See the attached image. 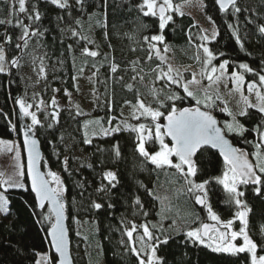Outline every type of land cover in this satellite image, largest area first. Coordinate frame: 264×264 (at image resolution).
<instances>
[{"label": "trees", "instance_id": "1", "mask_svg": "<svg viewBox=\"0 0 264 264\" xmlns=\"http://www.w3.org/2000/svg\"><path fill=\"white\" fill-rule=\"evenodd\" d=\"M182 1L186 0H172L173 3ZM139 2L140 0H108L105 7L103 0H86L85 10L80 11L76 5L60 9L51 0H26L29 11L32 12V6L35 5L41 14V19L31 24V30L38 29L43 35L32 36L28 40V47L24 48L23 41L18 39L21 29L17 26V19L23 20L24 24L30 22L26 14L17 11L14 0H0V20L5 21L0 24V44L4 46L9 64L7 72L0 73V138L17 139L21 148V128L15 98L24 97V84L20 76V65L13 67L11 61L16 58L21 62L23 55L34 47L42 52L44 65H57L54 75L62 81L61 86L69 91L75 88L74 76L80 75L85 69L93 71L94 110L90 118L98 120L100 125L109 124L108 121L114 117L113 123L128 105L125 101L135 104L138 94L145 103H152L157 107L151 95L153 88L163 89L161 99L172 89L183 95L182 89L175 85L165 87V81L156 79L159 69L166 70L167 64L153 50L152 59H148L149 45L143 37L160 34L159 20L158 17H144L136 8ZM237 5L241 12L234 14L231 7L227 12H221L216 0H202L203 14L208 20L211 17L213 27L219 32L208 47L217 55L213 63L218 65L221 61L228 60L229 72L236 70L242 73L246 82L257 81L256 73L264 74V34L258 31V26L264 24V0H237ZM171 15L173 20L163 30L165 41L162 44L153 43L159 45L162 51L167 47L178 65H199L194 57L197 52L195 45L200 43V26L187 13L180 15L173 11ZM60 17L63 19H59ZM77 19L81 21L79 25L75 23ZM230 24L238 29L243 49L233 36ZM71 29H75L78 35L73 37ZM5 35L12 37L11 43H4ZM189 35L193 37L191 42ZM90 40L93 43H89ZM17 43L21 44V48H16ZM69 44L72 45L71 51L68 49ZM84 47L97 51L98 55H82ZM240 63L248 64L255 71L248 73L239 69ZM113 64L118 66L115 73L111 71ZM133 76H136L135 80L132 79ZM141 76L144 77L143 80L140 79ZM127 85H132V88L129 89ZM194 105L195 101L191 99L177 102L178 107ZM222 108V103L217 101L209 109L220 124L229 118L227 113L221 111ZM249 111L248 117L240 119L251 130L260 122V116L255 110ZM58 113V122L43 118L41 124L34 126L32 131L39 139L42 149L43 171L47 165L59 173L63 182L65 214L74 264H138L129 245L120 240L125 232L124 222L133 218H137L138 222L146 220L150 230L161 239L164 235L171 237L167 244H161L157 249V256L162 258L163 264H246L245 254L232 256L214 252L205 245L185 238L186 228L194 225L195 217H199L195 220L198 224L209 221L208 215L202 206L195 204L194 196L187 192L185 181L174 169H156L139 155L135 132L122 130L119 133L97 135L94 140L88 136L91 143L85 144L86 116L77 115L73 109L60 110ZM132 119L134 124L150 123L143 117L139 120ZM25 120L28 123L26 117ZM49 124L52 127H48ZM65 137H73L79 141L87 153V162L76 166L69 156V150L64 153L61 140ZM245 137L250 143H246L244 138L229 136L232 143L246 151L250 161L255 163L256 158L252 153L256 151L254 145L258 142V137L253 131L245 133ZM114 145L119 146V157L115 156ZM146 146L151 151L158 149V143H147ZM199 167L201 170L194 178L196 182L219 176L223 171V158L211 149L200 158ZM106 171H112L117 176L114 188L108 187V181L104 179ZM23 179L26 183L25 176ZM102 185L106 186V190L98 191ZM209 187V203L213 211L220 216L221 221L232 219L237 209L234 204L226 203L227 193L222 185L212 181ZM240 187L245 191L242 199L249 209V234L258 244H262L264 189L261 195H257L252 185ZM0 192L8 201V212L0 217V264H35L39 251H48L50 263L54 264L55 256L49 248L46 234L48 222L42 220V210H37L34 195L27 184L23 189L5 190L0 187ZM137 198L140 204L136 203ZM94 203H100L102 207L96 209L93 207ZM77 218H83L86 223L82 257L72 253L74 237H77L74 225ZM173 221L181 222L178 229L170 225ZM239 226V221H235L234 227L238 230Z\"/></svg>", "mask_w": 264, "mask_h": 264}, {"label": "snow or ice", "instance_id": "2", "mask_svg": "<svg viewBox=\"0 0 264 264\" xmlns=\"http://www.w3.org/2000/svg\"><path fill=\"white\" fill-rule=\"evenodd\" d=\"M108 0H103V5L107 6ZM51 3L56 5L60 9H69L72 7L69 0H51ZM221 12H227L231 7L233 13H240L241 8L237 5V0H216ZM75 5L80 11L85 10L86 0H75ZM15 10V4L13 5ZM137 10L144 17H158L160 34L144 36V41L149 45L148 59H152L151 52L155 50L157 56L160 54V49L156 47V43H163L165 36L163 30L170 21L173 20L171 12L180 11L178 5L173 4L172 0H140L136 5ZM18 12L25 13L29 24H24L23 20L17 19V26L21 29V35L19 40L23 41V47H28V40L32 36L43 35L39 30H31V24L41 19L40 12L36 9L35 5L32 6V12L29 13L26 8V0H18ZM71 15V12H69ZM91 18V17H90ZM59 19H63L60 17ZM211 21V17H209ZM11 23V21H7ZM5 23L4 20H0V24ZM76 24H80L81 21L77 19ZM196 27V25H193ZM229 28L233 29V36L236 38L237 43L243 49L244 45L238 35V29L233 28V25H229ZM258 31L264 34V24L258 26ZM73 37L78 33L75 29H71ZM219 32L213 30L209 35L208 30L204 28L199 29L198 39L200 43L196 44L197 49L195 59L201 64V79H197L195 72L192 73L190 80H185L183 74L174 69L171 65L167 66V69L160 68L156 76L157 80L165 81V87H171L175 85L176 88L182 89L183 95L175 89L165 93L163 99H161V92L163 89H151V95L157 107H154L152 103H145L144 99L137 95L135 104H131L130 101H125L126 104L132 108V117L139 120L141 117L150 121L149 124L139 123L135 126H128L126 121H122L121 124L115 127L104 129V134L119 133L122 130H130L136 133V150L139 155L155 166L156 169H174L176 173L180 175L187 185V192L194 196L195 204L201 205L206 209L208 219L216 222L214 225L208 223H201L199 227H190L185 232V238L193 243H199L212 248L214 252L227 253L232 256H239L245 254L246 264H264V243L258 244L249 234L248 231V206L242 197L245 196V191L241 189V185L247 187L249 185L254 186L253 191L257 195L262 194L264 189V74L256 73L258 81H245V77L242 73L233 70L229 73V61L223 60L218 65L213 61L217 59L216 53L208 47V44L216 39ZM81 39H87L81 37ZM193 37L189 35V41L191 42ZM12 37L5 35L4 43H11ZM93 43L92 41H88ZM16 48H21V44L17 43ZM69 51L72 50V45H68ZM165 47L164 51H167ZM202 50V54H201ZM81 54L84 56L96 57L97 51H92L88 47H84L81 50ZM223 55V53H220ZM163 62L164 58L160 57ZM6 55L5 49L0 44V73L6 71L5 68ZM135 63V62H134ZM264 63V61H262ZM13 67L19 66V60L13 58L11 61ZM159 68V65L157 66ZM118 66L113 64L111 71L115 73ZM239 69H243L245 72L253 73L255 70L249 67L246 63H240ZM83 71V68L80 69ZM155 71V70H153ZM264 71V70H262ZM39 73H45V67L43 65V58H41V64L39 67ZM143 76L140 77L143 80ZM76 77H73L75 80ZM133 80L136 76L132 77ZM207 80L208 84L203 85L202 81ZM231 81L233 88L229 89V93L237 92L240 94L243 107L238 111L233 112L225 106L221 111L227 113L230 120H226L222 125L217 118L209 110L214 104L216 99H220L219 85L224 81ZM247 87L249 95L244 94V86ZM192 86H195V90ZM215 86V88H214ZM129 89L132 85H127ZM227 87V84H225ZM254 94L256 103H253L250 96ZM66 95H70L66 91ZM194 100V106L178 107L177 102H184L187 100ZM19 104L20 111L27 117H31V125L28 131L25 132L24 145L28 151V165L27 173L31 177V191L35 194L37 206L42 210L41 217L43 221L49 223L48 235L51 237L50 243L55 248V251L59 253L60 264H71V259L68 250V240L63 221L65 219V203L63 182L59 175L55 172L44 173L40 170L39 164V151L37 148V139L28 135V132L33 130V127L40 125L41 121L38 119L35 112L30 111L33 107L32 104L27 103L24 99L20 98L16 101ZM43 103V101H41ZM53 106L57 105L55 98L51 101ZM161 109H165L162 111ZM249 110H255L260 116V122L253 128L249 129L241 122V117H248L250 115ZM79 106H77V115H81ZM58 112H53L51 118L58 122ZM111 118L108 123H112ZM162 121H164L162 123ZM100 122L89 121L85 122V144H90L91 140L88 138V124ZM123 125V127L121 126ZM48 127H52L51 124ZM253 131L258 137V142L254 145L256 151L252 153L256 158V162L253 163L249 159V154L233 145L229 136H236L244 138L246 143L245 133ZM95 133H93L94 135ZM166 138H168L166 140ZM147 143H158V149L149 151L146 148ZM114 153L116 157L120 156V150L118 145H114ZM211 149L218 150V154L223 158V172L222 175L203 179L201 182H196L195 177L201 170L200 158L204 156L205 152H209ZM19 159V154H17ZM67 161L65 160V163ZM17 171L14 175L7 177L6 179H0V187L7 188H25L22 178L24 171L22 166L17 165ZM67 170V169H66ZM104 179L108 181V187L114 188L117 182V176L112 171H106ZM215 181L218 185H222L223 190L227 193L226 203L234 204L237 209L232 219L227 221H221V218L215 211H213L212 205L209 203V191L210 184ZM55 185V186H53ZM106 186L102 185L98 191H105ZM136 203L140 204L139 198L136 199ZM8 201L4 194L0 192V213H7ZM93 207L100 209L102 205L100 203H94ZM112 207V205H109ZM46 209V211H45ZM147 215V213H145ZM199 217H195L198 220ZM239 221V229L233 230V224L235 221ZM175 224V221H173ZM216 225H220L217 227ZM139 228L143 229L141 235L134 238V233ZM155 228V225L152 226ZM223 229V230H221ZM125 235L128 238V243L131 248V252L137 258L138 264H163L162 258L157 256V249L161 244H167L171 238L168 235H164L163 239L160 236L154 235L150 230L148 224H142L137 226L135 223L131 224L130 228L125 229ZM242 241L237 243V241Z\"/></svg>", "mask_w": 264, "mask_h": 264}, {"label": "rangeland", "instance_id": "3", "mask_svg": "<svg viewBox=\"0 0 264 264\" xmlns=\"http://www.w3.org/2000/svg\"><path fill=\"white\" fill-rule=\"evenodd\" d=\"M14 1L16 3L17 11H18V0H14ZM69 3L70 5L74 6L75 0H69ZM173 4L174 6L178 5L181 12L187 13L190 16H192L195 19V21L198 23L200 28H204L208 30L209 35L212 33L213 30H215L212 23L206 18V16L202 12V0H186V1L173 3ZM28 12L31 13V11L29 10ZM21 14H25V13H21ZM156 47L160 49L159 45H156ZM164 49L163 51L160 49L159 56L164 58L163 61L167 64V66L171 65L174 69L180 71L183 74V77L185 78V80H190L192 78L193 72L196 73L198 80L201 79L199 75L201 72V64L195 65L192 63H187V64L178 65L173 61L169 53V50L164 51ZM153 51L156 54L155 50ZM41 57H42V52L38 50L37 47H34L28 54L23 55L21 62H19L20 70H21L20 76L24 84V94H23L24 97L22 99H24L27 103H30L33 105L30 111L35 112L40 121L43 118H47L52 122L53 119L51 118V114L53 112H59L60 110L73 109L77 113V106H79V111L83 113V115L86 116V122L96 121L90 118L91 117L90 114L94 110V103H93L94 101V73L93 71L90 69H85L80 75L76 76V79L74 81L75 88L73 91H69L61 86L62 81L54 75L55 71L58 69L56 64H48V65L43 64L45 67V73L44 74L39 73ZM5 68H6L5 72H7L9 68V64L7 60L5 63ZM186 74H189V75H186ZM202 84L207 85L208 81L205 79L202 81ZM225 84H227V87H225ZM192 87L195 90V86H192ZM231 88H233V84L231 83V81L226 80L220 83L219 85L220 99H216L215 95H213V99L215 100V103L217 101H220L222 103V107L225 106V102H226L227 107L231 109L233 112H236L239 110V108L243 107V103L241 101L239 93L237 92H232L231 94L229 93V89ZM243 90H244L245 95H249L247 92L246 85L244 86ZM66 91L70 95H66ZM262 91H264V89H262ZM53 98H55L57 102L56 106H53L51 103ZM250 99L252 100L253 103H256V98L254 94L250 96ZM41 101H43V103H41ZM25 117L27 118L29 125H31V117H27V116ZM132 118H133L132 108L130 105H127L122 109L121 116L117 117L116 120L111 124L100 125L96 123H89L88 124L89 136L91 140H94L97 135H105L103 131L104 129L115 127L116 125L121 124L122 121H126V124L128 126H135L139 124V123L134 124ZM230 119L231 117L223 120L221 122V125L226 120H230ZM121 126L123 127V125ZM93 133L95 134L93 135ZM61 144H62L64 153L66 150H69V156L72 157V160L76 164V166H79V164L87 162L88 160L87 153L83 150V147L79 143L78 140H76L73 137H65V138H62ZM149 151L151 152V150ZM17 154H19V159H17ZM17 165H20L23 168V157L21 154L20 144L18 143L17 139L0 138V179H6L7 177L14 175L15 172L18 170ZM49 171L55 172L59 175L58 172L50 169L46 165L44 169V173H47ZM22 182L24 183V185H26L23 178H22ZM3 188L5 189V187ZM203 210L207 214L206 209L203 208ZM2 214L3 213H0V217ZM155 222L156 224H159L158 221H155ZM206 222L216 223L214 221H211L210 219L209 221H206ZM132 223H135L137 226L142 225V224H148L146 220H142L138 222L137 218H133L131 220H126L124 222V228L125 229L130 228ZM201 223L203 222H200L198 224L194 223V225L190 227H199ZM85 224L86 223L83 218H77L76 220H74V225L76 226L75 233L77 237L76 238L74 237V242L72 244L73 246L72 253L79 257H82L84 254L83 246L85 242L84 241V229L86 228ZM170 225L174 229H178L179 225H181V222L176 221L175 224L171 222ZM190 227H187L186 229L188 230ZM217 227H220V225H217ZM233 230H237L234 227V224H233ZM142 232H143V229L138 227L137 232L134 233V238L141 235ZM120 240L123 244L129 245L128 238L125 235V232L122 234ZM241 242L242 241H237V243H241ZM35 264H51L48 251L37 252Z\"/></svg>", "mask_w": 264, "mask_h": 264}, {"label": "water", "instance_id": "4", "mask_svg": "<svg viewBox=\"0 0 264 264\" xmlns=\"http://www.w3.org/2000/svg\"><path fill=\"white\" fill-rule=\"evenodd\" d=\"M18 99V96H16L15 98V108H16V112H17V116H18V120H19V124H20V128H21V134H20V142H21V150H22V157H23V169H24V176H25V179H26V184H27V187L28 189L30 190V192L34 195V200H35V205H36V208L37 210H41L38 206H37V202H36V199H35V194L31 191V177L28 175L27 173V165H28V151H27V148L25 147L24 145V140H25V132L28 131V128H29V124L26 122L25 120V116L24 114L20 111V107L18 105V103L16 102ZM214 115V114H213ZM215 116V115H214ZM216 117V116H215ZM217 118V117H216ZM218 120V119H217ZM164 122V121H163ZM28 135L37 139L38 141V144H37V148H38V151H39V155H40V159H39V168L42 172L43 169H42V166H41V163H42V159H43V153H42V149H41V146H40V142H39V139L37 138V136H35V134L33 133V131L31 132H28ZM168 139V138H167ZM230 139V138H229ZM234 145V144H233ZM235 146V145H234ZM214 151H216L218 153V150H215V149H212ZM203 223H208L209 225H214L215 223H210V222H203ZM63 224H64V228H65V231H66V236H67V240H68V250H69V256H70V259H71V264H74L73 262V258H72V255H71V248H70V245H71V242H70V236H69V231H68V227H67V219H66V214H65V219L63 221ZM48 230H49V227L46 231V234H47V238H48V243H49V248L51 249V252L54 254L55 256V261H54V264H60V256H59V253H57L55 251V248L52 246V244L50 243L51 241V237L48 235Z\"/></svg>", "mask_w": 264, "mask_h": 264}, {"label": "crops", "instance_id": "5", "mask_svg": "<svg viewBox=\"0 0 264 264\" xmlns=\"http://www.w3.org/2000/svg\"><path fill=\"white\" fill-rule=\"evenodd\" d=\"M3 188V187H2Z\"/></svg>", "mask_w": 264, "mask_h": 264}, {"label": "flooded vegetation", "instance_id": "6", "mask_svg": "<svg viewBox=\"0 0 264 264\" xmlns=\"http://www.w3.org/2000/svg\"><path fill=\"white\" fill-rule=\"evenodd\" d=\"M217 226V225H216Z\"/></svg>", "mask_w": 264, "mask_h": 264}]
</instances>
